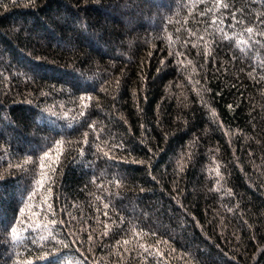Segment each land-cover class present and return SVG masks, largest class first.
I'll use <instances>...</instances> for the list:
<instances>
[{
    "label": "trees",
    "instance_id": "16d2710c",
    "mask_svg": "<svg viewBox=\"0 0 264 264\" xmlns=\"http://www.w3.org/2000/svg\"><path fill=\"white\" fill-rule=\"evenodd\" d=\"M0 213V264H264V0H0Z\"/></svg>",
    "mask_w": 264,
    "mask_h": 264
},
{
    "label": "snow or ice",
    "instance_id": "6c2138e0",
    "mask_svg": "<svg viewBox=\"0 0 264 264\" xmlns=\"http://www.w3.org/2000/svg\"><path fill=\"white\" fill-rule=\"evenodd\" d=\"M224 7H227V5H224ZM247 31H248L249 33H251V32H252V29L249 28ZM2 217H3V214L0 213V222H2ZM10 230H11V232H12V238H13V239H17L18 236H17V234H16V232H15V229H10Z\"/></svg>",
    "mask_w": 264,
    "mask_h": 264
}]
</instances>
